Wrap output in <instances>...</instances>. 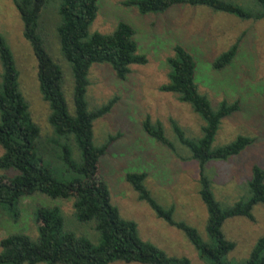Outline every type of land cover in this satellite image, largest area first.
<instances>
[{"label": "trees", "instance_id": "16d2710c", "mask_svg": "<svg viewBox=\"0 0 264 264\" xmlns=\"http://www.w3.org/2000/svg\"><path fill=\"white\" fill-rule=\"evenodd\" d=\"M23 23V33L31 44L38 65L41 94L49 104V121L54 138L48 142L62 147V161L69 175L58 180L40 152L41 132L32 118L29 105L20 90L19 72L11 48L0 33V170L16 172L14 177L0 176V210L18 221L20 203L36 193L51 199H72L74 218L91 225L98 242L66 228L60 207H38L35 211L36 239L22 233L8 235L0 241V264H192L186 256L170 255L140 235L138 224L124 218L113 205L108 183L101 174V159L108 154L118 135H110L101 145L94 141V124L108 115L118 102L113 97L106 104L90 108L87 100L94 65H109L119 80H126L132 66L146 65L148 59L139 53L135 28L120 21L112 33L92 32L99 12V0H15ZM57 6V36L64 59L71 65L74 78V114L68 112L63 93L64 74L49 54L44 34V11ZM124 7L141 15L164 14L176 6L206 7L214 13H224L242 21L264 20V0H124ZM240 36L213 61L212 68L221 71L235 60L243 41ZM168 81L160 87L191 107L203 125L199 136H190L178 121L171 126L178 143L186 152L184 161H194L199 167V195L206 206V238L186 221L175 219V206L162 205L147 186L148 173H128L126 182L156 216L181 231L194 246L205 264H264V236L259 238L250 255L235 261L230 254L236 243L226 236L224 226L233 218L254 222V208L264 206V167L255 165L247 181V194L233 204L221 202L214 192V181L207 173L212 161H229L252 146L256 138L238 135L232 141L215 145L223 121L241 110L239 100H224L213 107L211 100L200 93L196 82L197 63L183 46L175 45L168 57ZM145 133L164 147L177 153L168 138L163 122L147 116ZM72 143L80 153L74 157Z\"/></svg>", "mask_w": 264, "mask_h": 264}, {"label": "rangeland", "instance_id": "374dc122", "mask_svg": "<svg viewBox=\"0 0 264 264\" xmlns=\"http://www.w3.org/2000/svg\"><path fill=\"white\" fill-rule=\"evenodd\" d=\"M14 1L0 0V33L11 48L19 72L20 90L40 128L39 148L45 164L51 167L58 180L67 182L73 175H69L62 161V147L48 142L54 138L49 121L51 109L41 94L37 60L24 37L23 23ZM122 1L99 0L98 16L91 31L109 34L120 21L129 23L136 30L139 53L147 57L148 63L132 66V72L123 81L109 65L96 64L91 69L87 93L90 108L100 107L113 97L119 98L112 111L94 124L96 145L103 144L110 135L119 134L108 154L102 157L100 171L108 183L113 205L124 218L138 224L145 241L170 255L186 256L192 264H205L181 231L159 219L147 204L139 201L138 194L126 182V175L148 173L147 186L154 197L162 205L175 206V219L186 221L206 238L208 213L199 195V167L194 161L181 159L186 157V152L176 140L170 120L178 121L190 136L201 134L203 122L190 106L181 103L173 94L159 90L168 81L167 59L173 55L174 46L181 45L193 55L199 91L211 100L213 107L224 100L240 101L241 110L223 121L215 145L228 143L238 135L253 136L256 141L229 161L210 162L206 171L214 181V192L221 202L233 204L247 194V181L253 167H264V20L242 21L206 7L186 5L173 7L164 14L141 15L133 8L124 7ZM57 16V6L52 3L44 11L45 45L63 71L65 101L68 112L74 114L73 71L61 52L56 32ZM240 36L243 41L232 64L221 71L213 70L214 59ZM1 72L0 64V76ZM148 115L154 121L163 122L177 153L145 133L143 121ZM72 146L74 157L78 159L80 153L74 143ZM3 152L0 147V158ZM15 175L13 170H0V176ZM55 206L61 208L68 230L98 242V234L92 226L74 218L72 199L54 200L41 193L21 200L18 221L0 210V241L16 233L36 239L35 211L38 207ZM254 216V222L233 218L224 226L228 239L236 243L235 251L230 254L235 261L247 259L257 240L264 236V206H256Z\"/></svg>", "mask_w": 264, "mask_h": 264}]
</instances>
